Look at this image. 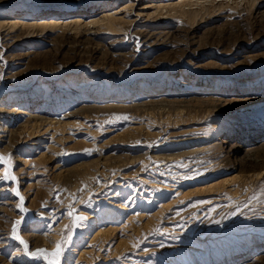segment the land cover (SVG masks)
Segmentation results:
<instances>
[{
  "label": "rangeland",
  "instance_id": "obj_1",
  "mask_svg": "<svg viewBox=\"0 0 264 264\" xmlns=\"http://www.w3.org/2000/svg\"><path fill=\"white\" fill-rule=\"evenodd\" d=\"M0 157V264H264V0H0Z\"/></svg>",
  "mask_w": 264,
  "mask_h": 264
},
{
  "label": "snow or ice",
  "instance_id": "obj_2",
  "mask_svg": "<svg viewBox=\"0 0 264 264\" xmlns=\"http://www.w3.org/2000/svg\"><path fill=\"white\" fill-rule=\"evenodd\" d=\"M0 162H4V158H3V157H0ZM5 178H8L7 174H6V177H5ZM11 178H12V179H15V177H11ZM17 195H19L18 192H17ZM22 199H23V198L21 197V200H22ZM21 210L24 211L23 208H21ZM16 223H17V225H19L20 221H17ZM14 231H15V229H14ZM16 238L18 239L19 237L17 236ZM21 243H24V242L21 241ZM25 247H27V245H25ZM57 249H59V245H57ZM40 251L43 252V250H40ZM56 255H57V256L59 255V251L56 252Z\"/></svg>",
  "mask_w": 264,
  "mask_h": 264
},
{
  "label": "bare ground",
  "instance_id": "obj_3",
  "mask_svg": "<svg viewBox=\"0 0 264 264\" xmlns=\"http://www.w3.org/2000/svg\"><path fill=\"white\" fill-rule=\"evenodd\" d=\"M180 7H182V5H180ZM17 188V187H16ZM17 192V191H16Z\"/></svg>",
  "mask_w": 264,
  "mask_h": 264
}]
</instances>
